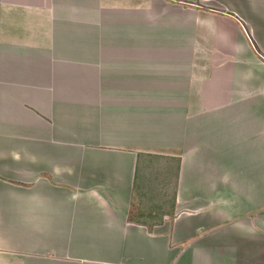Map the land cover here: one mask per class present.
<instances>
[{
  "label": "crops",
  "instance_id": "obj_1",
  "mask_svg": "<svg viewBox=\"0 0 264 264\" xmlns=\"http://www.w3.org/2000/svg\"><path fill=\"white\" fill-rule=\"evenodd\" d=\"M0 264H264V0H0Z\"/></svg>",
  "mask_w": 264,
  "mask_h": 264
},
{
  "label": "rangeland",
  "instance_id": "obj_2",
  "mask_svg": "<svg viewBox=\"0 0 264 264\" xmlns=\"http://www.w3.org/2000/svg\"><path fill=\"white\" fill-rule=\"evenodd\" d=\"M143 185H144V181H143V172H142V170L140 171V176H139V181H138V186H137V191H136V202L139 200V198H140V193H141V191H142V189H143ZM166 191H167V189H166ZM166 191H164V192H166ZM154 191H153V189H149V194H148V196L149 195H156L154 198H156L157 196H158V194H157V191L155 192V194L153 193ZM152 198L153 197H150V200H152ZM158 198V197H157ZM149 200V201H150ZM142 207L143 209H145V208H147V204H145V203H139V207Z\"/></svg>",
  "mask_w": 264,
  "mask_h": 264
},
{
  "label": "trees",
  "instance_id": "obj_3",
  "mask_svg": "<svg viewBox=\"0 0 264 264\" xmlns=\"http://www.w3.org/2000/svg\"><path fill=\"white\" fill-rule=\"evenodd\" d=\"M131 220H132V218H131Z\"/></svg>",
  "mask_w": 264,
  "mask_h": 264
}]
</instances>
